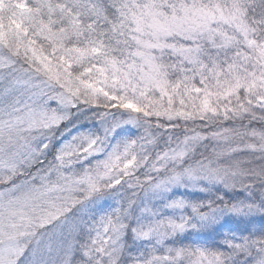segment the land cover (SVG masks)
Listing matches in <instances>:
<instances>
[{"label": "snow or ice", "instance_id": "obj_1", "mask_svg": "<svg viewBox=\"0 0 264 264\" xmlns=\"http://www.w3.org/2000/svg\"><path fill=\"white\" fill-rule=\"evenodd\" d=\"M0 264H264V0H0Z\"/></svg>", "mask_w": 264, "mask_h": 264}]
</instances>
